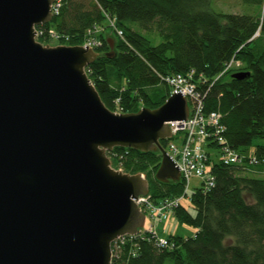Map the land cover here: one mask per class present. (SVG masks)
Listing matches in <instances>:
<instances>
[{"label": "trees", "instance_id": "1", "mask_svg": "<svg viewBox=\"0 0 264 264\" xmlns=\"http://www.w3.org/2000/svg\"><path fill=\"white\" fill-rule=\"evenodd\" d=\"M246 2L259 14L217 13L210 0H57L52 22L37 27L42 44L54 32L67 46H82L89 31L103 29L86 72L116 113L159 108L171 95L167 79L194 70L206 112L222 116V144L243 156L239 164L217 160L214 185L192 194V211L183 203L174 210L197 229L193 236L171 235L170 246L151 232L126 237L113 244L112 264H264V0ZM231 61L241 65L217 79ZM238 72L250 76L233 78ZM108 155L115 169L144 173L155 201L185 191L183 180L156 179L160 151L117 147Z\"/></svg>", "mask_w": 264, "mask_h": 264}, {"label": "water", "instance_id": "2", "mask_svg": "<svg viewBox=\"0 0 264 264\" xmlns=\"http://www.w3.org/2000/svg\"><path fill=\"white\" fill-rule=\"evenodd\" d=\"M55 2L0 0V264H112L114 242L145 228L135 200L150 183L108 153L160 151L156 179L180 181L161 141L189 105L179 91L157 109H108L86 72L96 50L38 40Z\"/></svg>", "mask_w": 264, "mask_h": 264}, {"label": "built area", "instance_id": "3", "mask_svg": "<svg viewBox=\"0 0 264 264\" xmlns=\"http://www.w3.org/2000/svg\"><path fill=\"white\" fill-rule=\"evenodd\" d=\"M57 11L58 4L55 2L53 14ZM111 26L118 36L123 38V33L116 28L114 22L111 23ZM102 30L101 28H96L89 31V38L82 46H88L95 50L100 45L98 35ZM51 34L52 40L58 42L59 39L54 32H51ZM40 35L41 33L37 30V37L39 38ZM239 66V62L231 61L217 79L221 78L222 75L231 69ZM195 74V71L192 70L167 79L171 88V95L179 91L183 92L188 101L190 111L187 120L168 123L173 137L168 141L167 147H165L166 152L179 167L181 180L185 182V191L180 197L176 198L155 201L149 193V195L140 196L135 200L146 216L145 228L138 235L151 232L157 236L161 246H170V242L168 239L160 238L154 228L159 221H166L169 215L174 213V210L183 203L185 196L188 194L192 179H199L201 182L200 187L207 190L214 185L215 177L211 168L217 160H223L225 164H239L243 160V156L239 152L233 151L222 144L224 142L223 133L226 129L222 123V116L218 112H206L198 87L200 80L197 81L195 79ZM250 163L256 164L257 161L251 160ZM135 236H125L116 242L126 237Z\"/></svg>", "mask_w": 264, "mask_h": 264}, {"label": "rangeland", "instance_id": "4", "mask_svg": "<svg viewBox=\"0 0 264 264\" xmlns=\"http://www.w3.org/2000/svg\"><path fill=\"white\" fill-rule=\"evenodd\" d=\"M211 8L217 13H225V14H251L258 15L259 10L257 7L250 6L246 0H210ZM260 14L264 15V8L261 10ZM149 37V36H148ZM162 42V38L158 36L156 40H154V44L158 45ZM51 46L61 45L56 40H51ZM241 65V63H239ZM201 186V182L197 178H193L191 181V186L188 190L187 196H185L183 200V205L189 208L192 211L191 206V196L192 194L199 189ZM154 230H156L157 234L160 238L167 239L171 235H182V236H193L197 229L193 226L186 225L180 223L174 213L169 215V218L164 222H158L155 226Z\"/></svg>", "mask_w": 264, "mask_h": 264}]
</instances>
